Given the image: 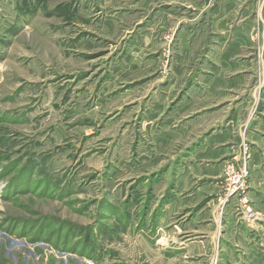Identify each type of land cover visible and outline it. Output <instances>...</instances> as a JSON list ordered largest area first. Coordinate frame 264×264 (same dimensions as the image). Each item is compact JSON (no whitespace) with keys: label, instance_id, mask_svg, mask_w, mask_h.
<instances>
[{"label":"rangeland","instance_id":"rangeland-1","mask_svg":"<svg viewBox=\"0 0 264 264\" xmlns=\"http://www.w3.org/2000/svg\"><path fill=\"white\" fill-rule=\"evenodd\" d=\"M0 264H264V0H0Z\"/></svg>","mask_w":264,"mask_h":264},{"label":"trees","instance_id":"trees-1","mask_svg":"<svg viewBox=\"0 0 264 264\" xmlns=\"http://www.w3.org/2000/svg\"><path fill=\"white\" fill-rule=\"evenodd\" d=\"M53 12L59 16H64L68 18H70V16L72 15L68 4H62L57 6Z\"/></svg>","mask_w":264,"mask_h":264}]
</instances>
